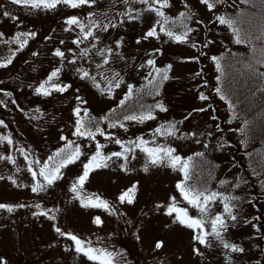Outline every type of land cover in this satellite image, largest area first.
I'll return each mask as SVG.
<instances>
[{"label": "rangeland", "instance_id": "obj_1", "mask_svg": "<svg viewBox=\"0 0 264 264\" xmlns=\"http://www.w3.org/2000/svg\"><path fill=\"white\" fill-rule=\"evenodd\" d=\"M7 1L0 0V205L13 210L0 208V264H103L104 259L111 264H264V152L256 143L262 134H250L217 91V61L231 56L238 43L226 24L211 21L219 4L209 9L202 0H167L165 7V0H95L77 8L36 9ZM71 17L83 29L69 25ZM153 28L156 35L146 38ZM185 33L183 40L175 39ZM57 50L64 55L56 56ZM158 69L168 78L156 92L147 90L145 83L154 82ZM41 84L47 95L36 91ZM129 86L146 87L138 100L152 119L105 124L92 132L94 138L76 134L80 118L92 121L116 107ZM97 144L102 146L98 162L107 166L94 168L77 195L72 186ZM77 146L79 157L47 184L39 172L48 158L56 155L50 171L69 155L67 148ZM156 147L173 149L181 163L175 168L167 159L152 164L144 149ZM114 152L124 155L111 156ZM191 154L197 158L186 187L219 194L204 214L176 187ZM37 181L42 188L33 192ZM129 189L132 203L121 202ZM89 197H99L109 208L84 206ZM172 197L190 217L202 219L203 227L189 228L176 213L168 215ZM226 202L235 220L224 212ZM216 215L226 225L222 240L211 232ZM67 234L111 256L90 260L75 251ZM200 234L206 243L194 238Z\"/></svg>", "mask_w": 264, "mask_h": 264}, {"label": "trees", "instance_id": "obj_2", "mask_svg": "<svg viewBox=\"0 0 264 264\" xmlns=\"http://www.w3.org/2000/svg\"><path fill=\"white\" fill-rule=\"evenodd\" d=\"M3 1L6 2V0ZM209 3L219 4L211 21L218 20L220 17L231 20V26L226 25L233 33V39L237 40V30L240 39L231 56L220 58V73L216 83L218 92L229 105L233 116L241 122L244 121V127L246 126L250 134L260 131L262 135L260 138L257 136L256 143L261 145L259 150L263 147L261 151L264 152V69L259 67L264 65V0H209ZM217 60H219L218 57ZM152 80L154 81L152 84L147 86L145 83V85L147 90L152 89L156 92L163 80L162 73L157 72ZM146 87L131 88V92L128 89L126 97L122 100L123 103L120 102L116 107L92 121L80 118L82 127L85 131L98 132L97 128L101 129L105 124L112 125L124 121L126 116L148 114L150 111L141 106V99L138 100L141 97V91H144ZM67 149L69 155L74 151L72 147ZM196 158V155L192 154L187 157L188 179L182 180L185 186L191 180L190 174L193 169L191 164ZM55 160L54 154L48 158L47 165L55 164Z\"/></svg>", "mask_w": 264, "mask_h": 264}, {"label": "snow or ice", "instance_id": "obj_3", "mask_svg": "<svg viewBox=\"0 0 264 264\" xmlns=\"http://www.w3.org/2000/svg\"><path fill=\"white\" fill-rule=\"evenodd\" d=\"M143 2L147 3L148 0H143ZM156 2H159V0H156ZM202 2L209 8H213L214 4L213 3H209V0H202ZM11 3L16 4V5H25V6H31L32 8H36L39 9L41 7L45 8V9H55L57 7V5L59 4H64V5H68L72 8H77L80 5H85V4H94L95 0H11ZM167 4V0H165L164 4H161V7H165ZM156 14L158 16H164V13L162 11H160L159 8L157 9H153ZM4 16H10L9 12H3ZM181 15L183 16L184 14L181 13ZM167 21H165L166 23ZM219 22L221 24H228L229 26H231L232 21L231 20H226L224 17H220L219 18ZM67 23L69 25H79L81 27V29H83V25L80 24V21L76 18V17H71L70 19L67 20ZM161 31H164L163 28H161ZM190 31V29H189ZM23 35V34H20ZM31 35H34L31 34ZM85 38L89 37L92 35L91 31L87 32L84 34ZM156 35V30L155 28H153L152 30H150L147 34H146V38L147 37H152ZM167 35L169 37H173V32L168 31ZM187 35V33L184 34V36H175L176 40H183L185 38V36ZM237 35V42H240L239 39V32L237 30L236 32ZM26 42V41H25ZM21 47H23V44H21ZM56 56H63L64 53L57 50V52L55 53ZM216 59V58H213ZM149 64L153 63V61H149ZM219 61H217V67L219 68ZM59 70L53 71L51 73V76L49 77V80H51L52 77H55L58 74ZM158 72L160 71L159 69L157 70ZM85 76H87V73H84ZM163 79H167V74L164 73L163 74ZM118 86V85H117ZM59 91H64V88H58ZM36 91L38 93L43 92L45 95L48 94L47 90L45 89L44 84H41L40 87H38L36 89ZM129 91L131 92V86H129ZM217 91H219V89H217ZM223 99V97H221ZM200 99H206V97H204L203 95L200 96ZM121 103H123V101H121ZM153 117L151 116V114H148L146 116H141V117H136V116H126L125 119L126 120H136V119H140V120H145V119H152ZM2 123V122H0ZM81 122L78 120L77 121V129H76V134L80 135V136H90L94 138V133L88 131H81ZM121 127H123V125H121ZM97 131H101L99 128H97ZM161 131V129H156V132L159 133ZM103 134V133H101ZM165 135L167 134H171V126L169 127V129L164 133ZM7 139V138H4ZM117 144H121L120 140H116L115 141ZM145 143L143 140L140 141V144ZM140 145H137V147H139ZM101 145L97 144L96 145V153L90 158L89 162L84 164V170H83V174L78 178L77 182L75 184H73L72 186V191L73 192H77V195H79L77 189L78 188H82L86 179L89 176V173L94 169V168H99V167H106L107 164L104 163H100L98 162V158L101 157ZM64 150L61 149V152H63ZM125 151H128V149H125ZM144 151H146L149 155V157L151 158V163L152 164H159L165 161V159H167L170 163L171 166L173 168H175L178 164L181 163V158L179 156H174L173 153V149L170 148H163V147H156V148H145ZM80 155V149L77 146L75 148V150L68 155L67 157H65V159L60 163V165L52 170H48V165L45 164L43 168L40 169L39 175L43 177V179L47 182V184H52L54 180L59 178V170L60 167L65 166L68 163H72L74 162L75 159H77ZM124 153L122 152H114L111 154V156H115V157H121L123 156ZM198 155H202V154H198ZM111 156L109 157H104V160L107 159H111ZM8 159H11V157H8ZM51 159V158H50ZM126 159V157H125ZM31 165V162H30ZM188 168H189V162L187 160H185L182 164L181 167V171L184 172V176L185 179H188ZM29 171L31 172L33 178L35 179L37 173L35 171H32L31 166H29ZM177 189H179L180 193L182 194L184 200H186L190 205H192L193 207L197 208L199 210V212L201 214H204L208 211V204L211 201L216 200L217 196L219 195L218 193H211L208 195H205L204 192L202 191H194L193 189L187 188L185 186L184 183H177L176 185ZM42 188V185L37 181L36 184H34L32 186V191L33 192H37L38 190H40ZM133 191V189H129L128 191L124 192L120 197V201L124 202L127 199L128 203H132V195L130 194ZM201 197H203V199L201 200ZM229 198L228 197H224V200L227 201ZM172 203L168 206L167 208V214L168 215H172L173 213H176V220L179 221V223L181 224H185L187 227L189 228H202L203 227V220L199 219V218H192L188 215V210L187 209H183V208H179L175 205V197L171 198ZM81 203L84 204V201L81 200ZM92 206V207H98V208H104V209H108L109 205L106 201L100 199L99 197L95 198V201H93L92 197L88 198V204H85L84 206ZM23 205H21L20 207H22ZM0 208H7L8 211H12L13 208L11 206H7V205H0ZM231 211L232 208L230 207L229 203H225L224 204V212L228 213L230 215V218L232 220H235L236 217L234 215H231ZM46 215V213H45ZM54 219V217H52ZM95 223L96 224H100L101 220L99 217L95 218ZM225 221L223 219V217L221 215H216L214 217V219L211 220V232L212 234H214L218 239L222 240L221 237V233H220V229L225 228ZM56 231L58 233H60V235H66L65 233L61 232L59 228L56 229ZM70 236V239L72 241L75 242V251L77 253H83L84 255H86L90 260H98L101 257H110L111 254L110 253H105L103 251H100L99 253H97V250L91 247H85L84 242L79 239L77 236L75 235H71V234H67ZM197 241H199V243L204 244L206 243L205 240V235L204 234H200V235H196L194 237ZM223 242V241H222ZM157 248L161 247L160 243H157L156 245ZM223 247L224 248H230L232 251L234 252H242L243 249L238 247L235 244H229V243H223ZM103 264H111L110 259H104L103 260Z\"/></svg>", "mask_w": 264, "mask_h": 264}]
</instances>
